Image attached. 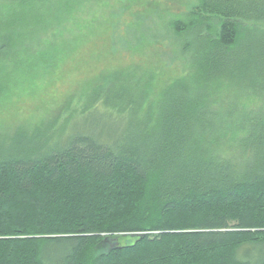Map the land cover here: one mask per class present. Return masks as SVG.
Masks as SVG:
<instances>
[{"label": "trees", "instance_id": "obj_1", "mask_svg": "<svg viewBox=\"0 0 264 264\" xmlns=\"http://www.w3.org/2000/svg\"><path fill=\"white\" fill-rule=\"evenodd\" d=\"M84 1L0 0V60L31 36L47 65L40 36ZM165 31L160 88L164 69L114 65L0 130V264H264V0H196Z\"/></svg>", "mask_w": 264, "mask_h": 264}, {"label": "rangeland", "instance_id": "obj_2", "mask_svg": "<svg viewBox=\"0 0 264 264\" xmlns=\"http://www.w3.org/2000/svg\"><path fill=\"white\" fill-rule=\"evenodd\" d=\"M68 1L47 0L40 8L49 10L57 4L58 11ZM195 3L196 0H85L81 8L73 9L72 23L54 26L46 36H40L39 42L46 44L44 49L51 58L47 65L43 58L32 59L37 41L28 36L25 45L18 48V57L13 54L0 60V65L4 61L8 64L7 71L2 68L0 75L9 76L5 84L0 82V130L31 127L62 113L65 105L72 102L71 95L87 89L101 72L114 65L147 64L153 70L164 69L157 80L160 88L169 72L162 62L166 58L161 59L158 54L164 51L168 63L172 60L171 39L167 38L165 27ZM27 9L25 6L19 12ZM0 12L2 24L5 13ZM13 19L18 20L15 16ZM67 41L71 44L63 49L62 43ZM62 50L70 58L57 67L53 57L57 58ZM180 68L176 64L174 76L180 75Z\"/></svg>", "mask_w": 264, "mask_h": 264}]
</instances>
